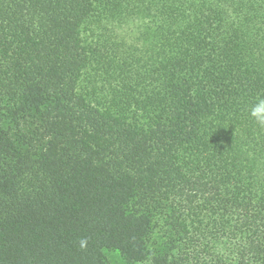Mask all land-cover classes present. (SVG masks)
Segmentation results:
<instances>
[{
  "label": "trees",
  "instance_id": "16d2710c",
  "mask_svg": "<svg viewBox=\"0 0 264 264\" xmlns=\"http://www.w3.org/2000/svg\"><path fill=\"white\" fill-rule=\"evenodd\" d=\"M264 0H0V264H264Z\"/></svg>",
  "mask_w": 264,
  "mask_h": 264
},
{
  "label": "clouds",
  "instance_id": "9594fccd",
  "mask_svg": "<svg viewBox=\"0 0 264 264\" xmlns=\"http://www.w3.org/2000/svg\"><path fill=\"white\" fill-rule=\"evenodd\" d=\"M249 115L259 126L264 127V98L251 106Z\"/></svg>",
  "mask_w": 264,
  "mask_h": 264
}]
</instances>
